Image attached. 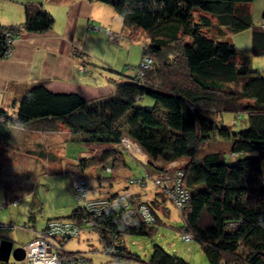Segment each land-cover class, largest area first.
<instances>
[{"label":"trees","instance_id":"obj_1","mask_svg":"<svg viewBox=\"0 0 264 264\" xmlns=\"http://www.w3.org/2000/svg\"><path fill=\"white\" fill-rule=\"evenodd\" d=\"M89 1L111 6L123 19L126 36L129 32L135 39L134 31L147 36L135 39L144 44L142 62L147 67L140 65L133 75L105 69L113 76L109 84L114 92L97 102L88 103L76 94L51 93L40 83L15 103V115L0 109V176L16 157V148L8 145L10 129L32 126L45 132L67 131L79 144L112 147L98 159L73 165L70 169L76 176L99 166L106 181L115 180L118 169L129 167V156L122 148L125 138L133 140L155 164L168 165L161 171L155 169L158 172L173 174L187 159L181 185L190 196L182 210L163 187L154 200L122 192L91 198L90 189L85 200L78 197L72 183L80 206L68 217L50 219L36 239H48L63 263L91 264L85 255L65 251L74 238L50 233L53 222L69 223L80 227L79 236L95 229L102 252L112 258L107 264H189L160 246L154 247L147 263H141L128 249V236L155 235L164 222L162 216H170V203L184 221L183 237L192 236L209 264H264V76L252 68L253 58L264 57V27L255 26L252 15L245 11L254 0ZM25 17L19 25L0 23L1 58H6L8 34H44L53 28L54 17L42 5H26ZM250 29L252 48L246 56L236 49L232 35ZM73 54L84 57L77 50ZM85 60L83 66L89 67ZM224 114L246 116L248 128L233 131ZM215 140L230 143V153L198 157L201 148ZM229 156L238 160L232 164ZM146 179L132 180L129 187L145 186ZM121 195L129 196L135 208L132 224L123 220L121 209L99 215L87 208V201ZM17 200L5 206L17 204ZM142 207L150 211L153 224L142 216ZM35 212L29 211V229L37 224ZM88 222L95 227H87Z\"/></svg>","mask_w":264,"mask_h":264},{"label":"rangeland","instance_id":"obj_2","mask_svg":"<svg viewBox=\"0 0 264 264\" xmlns=\"http://www.w3.org/2000/svg\"><path fill=\"white\" fill-rule=\"evenodd\" d=\"M259 5V0L252 3V6L256 10ZM12 6H14L16 10L19 8L18 5L17 7L15 5ZM5 9V7H0V19H6V13H8V10ZM116 18H119L120 21H116ZM253 22L255 26L258 25L256 24L255 19ZM106 24L107 26H93L104 30L102 32H100V29L96 31L95 29L92 30V28L90 29L91 31H89L91 36L96 37L97 44H91V39L86 40L85 38H80L83 42H88L87 47L90 50L91 48L96 47V54H93L92 56L95 61V66L97 67L94 68V70L98 71L99 69H103L102 72H104L105 69H117L116 71H129L128 74L133 75V73L138 71V67L140 65L141 68L142 65H144V62H142V48L144 44L141 41V38L147 39V36L139 31H134L133 37L141 40L130 38L129 32H127L126 36L125 32H121L122 28L119 30L120 26L122 27V19H120V16H116L114 20L112 19ZM113 24L117 25L118 29L114 28ZM260 26L262 25L260 24ZM105 30L112 32L115 37L121 38L120 40L119 38L116 39V43L118 44L111 41L109 37H107ZM232 39L236 49L241 54L246 56L251 54V29L232 35ZM252 68L254 70H259L264 76V57L253 58ZM86 69H89V71L91 70L90 67H87ZM89 71L87 70L85 73H88ZM222 117L224 121L228 123L227 126H230L235 132L248 128L246 116L238 118L234 114H224ZM123 144H125V146L122 145L124 152L126 151L125 153H127L131 158H127L129 163L128 168L118 169L115 174V180L113 178L112 180L106 181L103 177L97 179L96 176L98 177L102 174V168L99 166L93 167L89 176L83 175L85 176L88 188L91 190V198H104L108 195V193L122 192L128 193L130 196L139 193L146 201L154 200L156 193L158 192V188H160L158 185L160 184L161 187H164L162 186L163 184H170L172 187L173 182L176 181L177 174L182 173L189 163L187 159H184L187 162L182 163L183 165L178 168L175 167L173 174L158 172L168 165L162 167L155 164L131 139L126 138ZM82 147L83 148L75 142L71 144L69 143L67 150L69 163H73V160H77L81 154L85 153L86 147ZM101 148L98 147L97 149H93V153L100 154L103 150ZM230 150V143L223 140H215L204 145L199 151L198 157L201 158L211 153L229 154ZM16 157L14 158V163L10 161V163L5 166L0 176V222L15 225L13 229L2 231L0 233V241H11L14 244V249L23 247L34 241L37 234L45 229L46 224L50 219L68 217L80 206L75 197L74 190H72V178L77 177V174L72 172L70 174L64 173L63 175L55 176L49 174L43 175V173L42 176L37 175L34 178V181L33 179L28 180L26 172L31 169V166L34 164L29 162L28 158L24 156ZM98 157L96 158L98 159ZM237 158L238 157L229 156L228 161L233 164L238 160ZM66 164H68V162H66ZM12 168L17 169L14 170ZM13 173L14 176L16 175L15 179L13 178L14 176L11 177ZM118 173H121V175H117ZM109 176L111 175H107V177ZM167 176L169 177L168 179L166 178V181L161 180V178ZM146 177L149 180L146 179V184L144 183L145 186H132L129 191H125V186L128 183L130 184L132 180L137 181ZM111 181L114 182L112 186L109 184ZM98 184H103V188L101 189ZM5 189L17 191V204H11L8 207L5 206V204H7L13 196L6 192ZM168 206L170 209V216L169 218L162 216L164 222L157 226V231L152 238L128 236L127 241L129 251L139 256L141 258V263L149 262L154 252V247L160 246L168 254L177 255L189 264H209L198 243L193 240H183L184 233L181 230L184 227V221L180 217V211L170 203H168ZM31 209L36 211L35 213L37 214V224L34 229H29L27 225L28 215ZM94 230H87V232H82L78 238L69 240L64 249L67 252H78L85 255L86 258L92 261L91 264H107L112 261V258L102 252L100 236L95 233ZM9 264H18V262L11 258Z\"/></svg>","mask_w":264,"mask_h":264},{"label":"crops","instance_id":"obj_3","mask_svg":"<svg viewBox=\"0 0 264 264\" xmlns=\"http://www.w3.org/2000/svg\"><path fill=\"white\" fill-rule=\"evenodd\" d=\"M259 1L260 5L257 10L252 4L245 6V11L252 15L253 20L255 19L258 24L257 27L264 23V0ZM28 4L42 5L54 17V25L49 32L44 34H26L23 38L16 40L11 57H0V109L9 110L11 115H15L17 112L15 103L22 99L30 88L40 83L46 84L47 90L51 93L76 94L88 103L110 97L114 92L113 86L109 84V78L113 77L112 74L105 70L102 72L103 69L94 70L97 67L92 56L96 54V47L93 46L95 48L90 50L87 47L88 42L85 43L80 38L91 39V44H97L96 37L91 36L89 32L90 29L93 26H107L106 23L120 15L109 5L89 0H0V7H5V10H8L6 19H0V23L6 26L24 23L25 6ZM12 5L16 7L18 5L19 8L16 10ZM120 19H122L121 16ZM117 20L119 18H116ZM113 26L118 29L117 25L113 24ZM123 28L122 19V27L120 26L119 30L123 32ZM76 50L84 57L74 56L73 53ZM86 58L89 60L87 65L91 68L88 73L84 72L86 65L83 66ZM107 70L115 73L123 72L116 71L117 69ZM14 106L15 108H13ZM30 128L12 127L8 141L9 148H16V156H24L34 164L26 172L28 180L33 179L34 181L37 175L42 176L43 173V175L55 176L64 173L70 174L73 165H76L78 161L96 158L112 148L77 143L81 145V148H83L82 146L86 147V151L77 160H73V163H69L67 150L69 143L75 142L69 132H45L39 127L31 126ZM98 147H102V152L100 154L93 153V149ZM91 172L92 170L86 174L89 176ZM101 175L96 178H102ZM117 175H121V173ZM13 176L14 173L11 177ZM113 183L109 184L112 186ZM98 185L101 189L103 188V184ZM129 185L128 183L125 186V191L130 190ZM5 190L13 195L8 201L9 203L17 200L16 190ZM72 190H74L73 186ZM117 193L119 192L108 193L106 197Z\"/></svg>","mask_w":264,"mask_h":264},{"label":"built area","instance_id":"obj_4","mask_svg":"<svg viewBox=\"0 0 264 264\" xmlns=\"http://www.w3.org/2000/svg\"><path fill=\"white\" fill-rule=\"evenodd\" d=\"M264 27V23L262 25ZM95 29L98 31L100 28L92 27V30ZM104 30L100 29V32ZM107 37L113 42L116 43V39L119 37H115L112 32L105 30ZM26 33H20L18 36H14L11 34L7 35V50H6V57H11L14 52V44L16 40L21 39L23 36H25ZM121 38H119L120 40ZM118 41V40H117ZM118 44V43H116ZM143 67H147L146 62H144ZM89 71V69H84V72ZM126 139V138H125ZM123 139L122 145L125 146ZM126 152V151H125ZM182 170V169H181ZM179 170V171H181ZM176 174V173H175ZM183 174L178 173L176 177V181L173 182V186L171 187L170 184L162 185L164 186L165 190L169 189L171 192L172 197L175 200V203L177 207L182 210L183 204L185 202H188L189 200V194L186 191L182 190L181 185V179ZM169 176L161 178V180L166 181V178L168 179ZM73 186L75 188V191L80 199H88V193L89 188L88 184L86 182L85 176H77L73 179ZM158 186L161 187L159 184ZM87 208L91 210L93 213L101 214L104 213L108 209L112 208H118L121 209L124 212V221L126 223L132 224V218L134 217L135 208L132 204L131 198L127 195H121L118 198L114 199H105V200H99V201H87ZM142 216L145 218L146 222H149L151 224L154 223V220L150 214V211L147 209V207L141 208ZM87 227L94 228L95 224L92 222H88ZM51 228V234L54 233H60L61 235H69L70 238H76L79 236L80 233V227L75 226L72 224H63L62 222H53L50 225ZM13 229V226L10 224H5L0 222V233L2 231H8ZM184 241H191L192 236L190 235H184L183 237ZM124 241V239H123ZM122 241V242H123ZM121 242V243H122ZM1 243V241H0ZM25 250L26 256L25 259L21 262H18V264H75V263H63L61 257L57 253V249L48 241V239H36L33 243L29 244L26 247H23Z\"/></svg>","mask_w":264,"mask_h":264},{"label":"water","instance_id":"obj_5","mask_svg":"<svg viewBox=\"0 0 264 264\" xmlns=\"http://www.w3.org/2000/svg\"><path fill=\"white\" fill-rule=\"evenodd\" d=\"M25 250L20 247L14 249V244L11 241L4 240L0 243V262L8 264L13 258L16 262H21L25 259Z\"/></svg>","mask_w":264,"mask_h":264}]
</instances>
